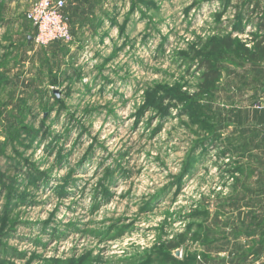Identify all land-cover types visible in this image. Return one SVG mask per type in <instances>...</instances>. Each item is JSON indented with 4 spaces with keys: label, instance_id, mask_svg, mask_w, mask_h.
Wrapping results in <instances>:
<instances>
[{
    "label": "rangeland",
    "instance_id": "1",
    "mask_svg": "<svg viewBox=\"0 0 264 264\" xmlns=\"http://www.w3.org/2000/svg\"><path fill=\"white\" fill-rule=\"evenodd\" d=\"M97 1L78 52H37L32 3L0 5V264H249L264 0Z\"/></svg>",
    "mask_w": 264,
    "mask_h": 264
},
{
    "label": "crops",
    "instance_id": "2",
    "mask_svg": "<svg viewBox=\"0 0 264 264\" xmlns=\"http://www.w3.org/2000/svg\"><path fill=\"white\" fill-rule=\"evenodd\" d=\"M19 0H0L1 7L6 6H14L12 4H16ZM32 1V2H31ZM36 0H28V4L33 5V3ZM7 2V3H6ZM67 5L65 8L66 14L70 18V25H71V31L72 35L74 36V43L76 44V51L78 52L79 46H81L80 43H85V41L88 40L89 37L95 35V25L93 24L94 15L98 12L97 5L99 1L97 0H66ZM4 9V10H5ZM30 22V21H29ZM31 23V22H30ZM32 24V23H31ZM33 36L31 38V41L34 46L35 45V37H36V29L33 26ZM90 35V36H89ZM64 44L60 42H55L48 47L39 48L37 52L40 50H43L44 52L49 51H62L64 49ZM264 141V133L262 135V138ZM253 141V138H252ZM264 149V147H263ZM264 151V150H263ZM250 170L254 173H259L260 176L256 177L254 176V173L252 172L249 180H246L245 184V191L243 194H241V198L244 199L246 203V213L250 217L254 216H261L264 219V160L261 162V164L253 165L250 167ZM249 177L250 175H246ZM254 177V178H253ZM248 210V211H247ZM264 227V224H263ZM261 236V235H260ZM253 238L256 237V240L259 239V235L252 236ZM262 240H264V228L262 231ZM254 248V244L250 245L248 250H251ZM253 257V256H252ZM248 258L247 262L249 261V264H253L252 262L256 264H264V244H263V253L259 259L254 261L253 258ZM252 259V260H250Z\"/></svg>",
    "mask_w": 264,
    "mask_h": 264
},
{
    "label": "trees",
    "instance_id": "3",
    "mask_svg": "<svg viewBox=\"0 0 264 264\" xmlns=\"http://www.w3.org/2000/svg\"><path fill=\"white\" fill-rule=\"evenodd\" d=\"M260 7V5L258 6V8ZM65 11V10H64ZM261 12L262 8L259 10ZM66 13V11H65ZM262 14V13H261ZM67 15V14H66ZM68 16V15H67ZM259 26V30L260 32L264 33V17L263 19H261V21L258 24ZM253 40L256 41V43H254V48L253 49H249L246 45H243V49L244 52L246 53V55L250 58V60L254 63H259L262 60V57L264 56V35L260 38H253ZM60 43L64 44L66 42L60 41ZM239 44V42L236 40H232L231 38H226V39H222L221 40V46L222 48H225L226 50H232L234 49L235 44ZM197 57L201 56L200 53L195 54ZM262 56V57H261ZM202 67L206 69V71L203 74V83L201 84V88L203 90L204 93H209L213 88L214 85L216 84V82L220 79V73L218 71V69H214L213 67V62L210 59H205L202 63ZM177 97L179 99H181L182 95L179 93L177 94ZM151 99L152 97H150V99H148V104L151 105ZM264 120V119H263ZM263 120H261V123ZM255 133V137L258 138V133L256 130H251V133ZM252 133V134H253ZM262 138V136H261ZM264 142V141H263ZM190 173L189 167H187L185 169V176L188 175ZM245 202V201H244ZM252 224H251V229L249 232V236H256L259 235V239L254 243V248L251 250H247L246 252V261L248 260L249 257H259L260 255H262L263 253V244H264V240H262V231H263V224H264V219L263 217L259 216H254L252 217ZM249 225V223H248ZM261 235V236H260ZM172 245V246H171ZM170 248L174 249L175 246H173L174 244H171ZM258 255V256H257ZM169 262L175 261L174 258H169L168 259ZM254 261H256L254 259ZM254 263V262H252Z\"/></svg>",
    "mask_w": 264,
    "mask_h": 264
},
{
    "label": "built area",
    "instance_id": "4",
    "mask_svg": "<svg viewBox=\"0 0 264 264\" xmlns=\"http://www.w3.org/2000/svg\"><path fill=\"white\" fill-rule=\"evenodd\" d=\"M66 0H36L27 19L36 29L37 48L48 47L55 42L72 39L70 18L65 13Z\"/></svg>",
    "mask_w": 264,
    "mask_h": 264
},
{
    "label": "water",
    "instance_id": "5",
    "mask_svg": "<svg viewBox=\"0 0 264 264\" xmlns=\"http://www.w3.org/2000/svg\"><path fill=\"white\" fill-rule=\"evenodd\" d=\"M178 255V254H177Z\"/></svg>",
    "mask_w": 264,
    "mask_h": 264
}]
</instances>
